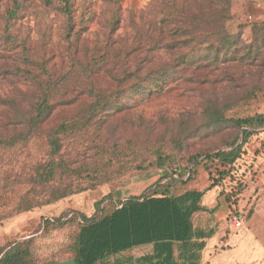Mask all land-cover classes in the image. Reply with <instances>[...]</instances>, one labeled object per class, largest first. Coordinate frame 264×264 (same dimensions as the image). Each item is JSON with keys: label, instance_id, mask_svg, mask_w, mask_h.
Returning a JSON list of instances; mask_svg holds the SVG:
<instances>
[{"label": "trees", "instance_id": "16d2710c", "mask_svg": "<svg viewBox=\"0 0 264 264\" xmlns=\"http://www.w3.org/2000/svg\"><path fill=\"white\" fill-rule=\"evenodd\" d=\"M62 1L63 24L56 47L50 30L33 44L22 25L14 24L19 2L7 11L0 26V52L10 58L0 66L10 93L0 96L4 106L0 153L37 138L45 140L46 149L45 161L36 164L24 180L27 191L1 219L93 190L131 172L164 170L138 195L120 200L108 196L97 202L91 216L72 213L45 222L77 225L68 247L72 264H104L144 245H154V253L140 260L145 264H199L203 245L192 240L193 216L204 211L201 198L218 187L225 203L233 207L245 189L237 176V163L251 140L264 133V112L243 117L227 114L240 101L250 105L264 93V81L245 85L241 71L264 66V22L252 25L249 45L239 35L199 41L190 28L191 20L224 26L232 16V0H154V15L146 24L131 20L130 31L114 38L119 19L113 11L107 24H102L103 40L91 41L89 24L74 22L75 15L82 14L72 10L75 2ZM87 15L91 21L93 13ZM203 68L220 70L221 79L232 90L242 89L241 94L229 95L233 91L207 98L197 115L161 119L169 137L165 131L144 140L119 134L122 126L121 130L144 128L152 135L151 122L132 109L162 94L184 72ZM100 80L107 87H99ZM76 101V107L59 122L43 127L59 106ZM210 137H220V144L190 151L193 140ZM77 139L88 141L87 158L78 152L65 155L64 142ZM200 167L208 173L210 185L202 191L182 192ZM179 187L182 191L177 193ZM35 262L31 239L14 242L0 252V264Z\"/></svg>", "mask_w": 264, "mask_h": 264}, {"label": "rangeland", "instance_id": "374dc122", "mask_svg": "<svg viewBox=\"0 0 264 264\" xmlns=\"http://www.w3.org/2000/svg\"><path fill=\"white\" fill-rule=\"evenodd\" d=\"M51 1V5H46L45 0H0V26L5 24L4 19L7 11L16 2H19L21 8L14 24H17V26L22 25V31L28 34L33 44L39 41V36L46 32V29L50 30L52 46L56 47L59 42L60 24H63V15L61 13L63 1ZM71 1L72 3L75 2L72 10H78L82 13L81 15H75L77 19L74 22L75 24H89L88 33L91 41L103 40L106 29L102 24H107V20L113 11L116 12L119 19V28L113 35L115 38L123 36L130 31L129 24H131V20H134L137 24H146V22L151 20L156 8V1L154 0ZM89 11L93 13L91 21L87 19V12ZM231 15V18L224 26H213L202 20L192 19L190 28L198 35L199 41L226 35H239L244 44L249 45L252 41V25L264 22V0H232ZM248 17L252 19L249 20ZM8 59H10L8 56L0 52V66ZM57 62L60 63L59 60ZM192 71L184 72L162 94L154 95L148 101L139 103L132 109L151 122L152 135L144 128H141V130L137 128L121 130L122 126L119 127V134L124 138H134L135 136L142 138V140L147 137L154 139L165 131L164 123L161 122V119L171 121L181 116L197 115L202 112L203 102L207 98H220L233 91L234 93L229 95L241 94L239 91L242 89L236 88L232 90L233 87H229L226 80L221 79L222 72L220 70L203 68ZM241 71L244 75L243 81L245 85L257 80H260V82L264 81V66L242 67ZM99 82V87L104 88L108 85L104 80ZM8 95L10 93L6 79L1 75L0 96ZM77 103L78 101L73 104L59 106L50 115L43 127L47 129L59 122L63 116L76 107ZM3 110L4 106L0 102V114ZM256 112H264V93L259 94L257 100L250 105L240 101L227 114L233 117H243ZM116 123L119 124L118 121ZM165 136H170L169 129L165 131ZM219 144L220 137L195 139L190 151L213 148ZM88 145L87 140H68L64 142V153L65 155H74L78 152L83 154L84 158H87L90 154V151L87 150ZM45 153V140L43 138L33 139L26 145L17 146L0 153V252L14 242L31 239L33 252L36 257L34 264H72V256L68 251V247L75 239L78 231L77 225L72 223L51 226L45 220L65 219L72 213L91 216L94 213L95 204L102 199L109 196L112 199L120 200L138 195L165 172L164 170L131 172L120 179L100 185L93 190L7 219H1L2 215L12 211L19 197L27 191L28 186L24 180L34 172L36 164L45 161ZM236 169L238 171V179L242 180L245 189L239 195L233 207L230 208L228 218L233 214H238L243 218L244 225L248 222L249 226H251L252 218L260 219V223L264 218V133L254 137L246 146V153L238 161ZM213 171L214 167H212ZM209 185L208 173L200 167L195 179L187 184L185 189L193 186L206 188ZM226 186L229 188V184H226ZM181 191V187L177 188V193ZM222 199L224 201L223 197ZM226 210L225 204H222L219 212H226ZM259 225H254V231L257 236L261 230V228L257 227ZM245 230L246 225L242 231ZM229 256V253H222L219 259L222 258L227 263ZM126 259L127 256L124 255L117 260ZM115 260L116 257H113L107 262L110 264Z\"/></svg>", "mask_w": 264, "mask_h": 264}, {"label": "crops", "instance_id": "0c3cea01", "mask_svg": "<svg viewBox=\"0 0 264 264\" xmlns=\"http://www.w3.org/2000/svg\"><path fill=\"white\" fill-rule=\"evenodd\" d=\"M191 188L200 191L205 189L194 186ZM185 191L187 189L182 192ZM220 191V188L214 187L205 192L201 198V206L204 211L197 212L193 216L194 237L192 242L203 245L199 251V264H264V229H262L264 228V218L260 223V219L252 218L251 226L248 222L245 224V231H242L244 223L241 227L234 229L228 221L230 208L220 196ZM222 204H225L227 210L220 213L219 209ZM256 224L261 228L258 236L254 231ZM153 253L154 245L135 247L114 256L116 260L110 264H145L140 260ZM178 253L176 249L175 255ZM222 253L230 254L227 263L222 258L219 259ZM124 255L127 256L126 260H117ZM104 264H109V262Z\"/></svg>", "mask_w": 264, "mask_h": 264}, {"label": "built area", "instance_id": "2783aa9c", "mask_svg": "<svg viewBox=\"0 0 264 264\" xmlns=\"http://www.w3.org/2000/svg\"><path fill=\"white\" fill-rule=\"evenodd\" d=\"M249 20H251V17H248ZM229 224L233 228H239L243 225L244 221L243 218L238 214H233L228 218Z\"/></svg>", "mask_w": 264, "mask_h": 264}]
</instances>
